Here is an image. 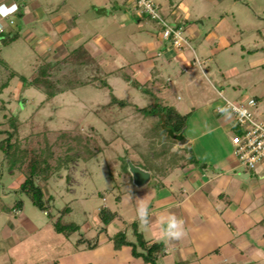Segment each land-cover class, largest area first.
Returning <instances> with one entry per match:
<instances>
[{"label":"rangeland","instance_id":"1","mask_svg":"<svg viewBox=\"0 0 264 264\" xmlns=\"http://www.w3.org/2000/svg\"><path fill=\"white\" fill-rule=\"evenodd\" d=\"M154 1L160 15L172 25L174 19L167 14L173 10L168 9L171 6L181 14L187 12L192 16L190 21L180 24L192 47H196L200 39L196 35L188 38L185 25L198 26L199 34L204 35L223 14L218 31L232 45L206 54L209 65L216 74L230 75V81L222 83L223 88L231 90L228 84L232 83L238 86L237 92L243 93V98L238 100L226 93L228 100L246 102L258 96L255 116L264 122V0ZM39 2L45 10H58L62 15L59 25H63L66 32L58 47L46 53H39L41 51L25 44L20 33L0 43V58L10 70L17 72L0 93V123L4 122L2 129H8L5 119L16 116L17 137L38 139L40 152L44 156L52 153L51 163L57 169L47 184L39 182L45 197H51L47 215L34 206L26 194L16 192L22 176L17 169L8 171L0 150V169L3 170L0 177V252L2 248L6 250L0 264H47L51 246H58L59 240L64 241L63 234H55L51 227L66 205L70 210L62 212L61 223L76 224L80 231L70 234L72 245L76 238L83 236L88 240L98 233H111L121 228L123 222L136 218V197L155 181L170 180L174 172H181V167L191 162L186 156L188 148L183 149L184 145H178L167 136L162 112L169 127L172 124L170 115L176 117L187 112L182 106L188 101L192 104L191 92L201 91L203 86L206 92L212 89L197 66L193 73L186 74L178 66L165 69L159 59L151 75L160 71L163 75L170 74L172 81L180 76L179 80L172 84L166 76L164 79L160 76L158 86L151 79L144 83L138 80L136 66L149 52L144 44L151 37L150 33L159 32L160 27L146 14H141L140 22L125 20L122 11L129 7L126 0ZM36 29L39 31L41 27L37 25ZM74 35L75 38H70ZM79 45L87 56L79 51L70 54ZM108 46L116 50L115 57L122 63L117 65L113 61L102 70L95 53L102 52L106 58ZM109 60H113L112 55ZM218 62L224 64L223 70H218ZM40 65H46L49 72L46 78L55 85V93L48 99L39 87L22 84L23 77L29 78L38 72ZM197 76L201 80L195 83L193 80L189 87L179 83L185 84L191 77L196 80ZM117 100L124 104L120 105ZM151 103L155 104L147 107ZM161 106L166 107L161 111ZM3 137L0 133V140ZM19 144L21 146L22 142ZM127 159L150 172V179L142 186L133 184ZM16 198L23 200L22 209L18 213L6 210ZM103 205L119 214L107 232L101 230L98 222L99 209ZM6 228L14 232L17 241L14 237L3 240ZM126 228L128 237L134 238L131 225Z\"/></svg>","mask_w":264,"mask_h":264},{"label":"crops","instance_id":"2","mask_svg":"<svg viewBox=\"0 0 264 264\" xmlns=\"http://www.w3.org/2000/svg\"><path fill=\"white\" fill-rule=\"evenodd\" d=\"M39 1L0 0V6L7 8L17 6L14 12L0 16L2 25L0 43L3 38L20 33L25 44L41 51L39 53H46L47 50L58 47L60 38L66 32L63 25H59L62 15L58 14V10H45ZM126 2L129 7L122 11L125 20L140 22L142 15L133 9L131 0ZM171 8L173 10L167 14L171 15L175 24L191 20L192 16L187 12L181 14L180 10L175 11V7L171 6L168 9ZM73 18L76 19L74 16ZM222 19L223 14L215 26L204 35L199 34L198 26L185 25L188 38L196 35L200 40L195 44L196 47L189 44V47L182 50L170 47L160 37V31L150 33L151 37L144 44L147 45L149 52L144 61L136 66L138 80L144 83L151 79L156 86L160 85L158 80L160 76L163 79L166 76L172 84L175 83L174 80L178 81L180 78L175 76L177 79L172 81L170 74L163 75L160 71L151 75V70L156 67L158 59L166 66L165 69L169 66L171 68L178 66L186 74L193 73L197 66L201 76L211 86L212 89L208 92L204 86L201 91L191 92L189 99L192 104L189 105L188 101L182 106L187 111L182 131L186 139L184 145L187 144L190 150L186 156L189 157L191 154L193 161L185 163L180 173L174 172L170 180L155 181L152 187L145 189L136 197L137 213L140 200L146 205L148 213L146 224H141L139 215L129 222L122 220L121 228H116L111 233L104 235L98 233L90 237V241L96 242L93 248L86 247V242L76 244L78 238L72 245L69 241L70 235H62L64 241L59 240L58 246H51L47 264H150L142 257L135 256L130 245L115 248L110 239L114 233L125 230L127 239L134 241L135 238L128 237L126 230V226L132 223L147 243L154 241L163 243V252L156 260L158 264H264V159L258 162L254 169H249L238 162L231 142V137L238 132V127L233 114L224 106L222 97L226 98L227 93L238 100L243 98V93L237 92V85L232 83L228 84L231 90L223 88L222 83L230 81V75L222 72L216 74V70L209 65L210 59L206 56L208 53L212 54L214 50L217 52L232 45L218 31ZM10 20L13 22L10 23ZM37 25L41 27L40 34L36 29ZM75 37L74 35L70 38ZM54 40L56 43H53ZM98 53H95L97 64L102 70L113 61L117 65L122 63L115 57L117 52L112 46L106 48V58H103L102 52ZM110 55L113 56L111 61ZM217 68L220 71L225 67L218 62ZM200 78L197 76L195 80L191 77L185 84L182 81L179 83L189 87L193 80L195 83L200 81ZM254 97H257L259 105L258 96ZM218 107H222V110L219 111ZM20 210L13 209L15 213ZM169 215L183 221L186 235L179 240L167 239L163 235ZM115 218H119L118 213ZM113 220L107 225L106 230ZM51 231L60 234L53 226ZM3 232V240H11L14 237L12 230L6 228ZM14 240L17 241L15 237ZM68 244H71L69 248H65ZM4 254L6 250L2 248L0 258Z\"/></svg>","mask_w":264,"mask_h":264},{"label":"trees","instance_id":"3","mask_svg":"<svg viewBox=\"0 0 264 264\" xmlns=\"http://www.w3.org/2000/svg\"><path fill=\"white\" fill-rule=\"evenodd\" d=\"M15 35L7 38H14ZM3 38V39H5ZM3 41V40H2ZM82 52L87 56L86 52L83 50L82 45H79L77 48H74L70 51L71 55H75L77 52ZM46 65H40L38 67V72L32 73L29 78L23 77L22 84L25 86L34 85L42 89L46 94V99L51 98L55 93V85L50 83L46 78V74L49 73L46 70ZM45 76L43 77L42 75ZM17 75L15 70H10V68L4 63V60L0 58V93L9 85V81ZM105 86L107 84L103 83ZM257 102V97H254ZM115 100V98H113ZM120 105H123V101L117 100ZM155 103H151L152 106ZM3 105V104H2ZM145 107V108H147ZM166 106H161L160 110H164ZM168 107V106H167ZM170 115V114H169ZM162 117V125L164 129H166L167 136L171 137L176 143L179 145H184L182 142L184 137V133L182 132L185 126L187 114L170 115L169 119L171 120V126H167V119L165 118L164 112L161 114ZM17 117L11 115L5 119V123L8 124V129H2L4 122L0 123V133L4 134V137L0 140V150L4 154V158L7 161L8 171H13L17 169L22 179L20 180L17 188L15 189L18 193L26 194L31 200L32 204L39 208L41 211H46V214L49 215V200L51 197H45V193L43 191L42 185L39 184L40 181H43L45 184L51 180L56 171L57 167L52 165L51 160H54L53 154H49L44 156L42 152H40L41 143L38 139H19L17 137L18 132V121H16ZM239 127L238 132L239 133ZM62 136V135H61ZM72 138L77 139L76 136H72ZM81 139V137H80ZM19 142H22L21 146ZM18 146V147H17ZM188 148L187 144L183 146V149ZM190 153V150L188 149ZM191 158V154H189L188 159ZM2 169H0V177L2 175ZM23 200L21 198H16L11 207L5 208L6 210L13 209H22ZM70 207L68 205L64 206L61 209L60 215L56 220L53 221V228L57 233H61L65 236H69L72 233L79 232V226L73 223H61L60 219L63 215L62 212H68ZM117 212L110 209L108 206L101 207L99 209V222L101 224V230H106L107 225L116 217ZM132 231L134 234V241H129L126 236L125 230H120L110 236L112 239L115 248H118L122 245H130L132 248V253L135 256H140L142 259L150 264H158L156 262L157 257L163 252L164 246L162 242H151L147 243V241L143 238L142 234L137 231L134 223L131 224ZM81 235V233H80ZM86 242V247L93 248L96 246L95 241H90V239H85L83 236L79 237L76 240V244Z\"/></svg>","mask_w":264,"mask_h":264},{"label":"built area","instance_id":"4","mask_svg":"<svg viewBox=\"0 0 264 264\" xmlns=\"http://www.w3.org/2000/svg\"><path fill=\"white\" fill-rule=\"evenodd\" d=\"M132 7L140 14H146L155 20L160 27V37L172 48L182 50L189 47V41L184 35L183 27L180 24H170L158 11L154 0H132ZM10 23L13 21L10 20ZM2 25L0 24V32ZM222 97V96H221ZM224 106L234 117L239 133L232 136L231 142L233 153L238 162L254 169L258 162L264 159V122L257 120L255 106L257 102L254 97L243 101H230L222 97ZM222 110V107H218Z\"/></svg>","mask_w":264,"mask_h":264},{"label":"clouds","instance_id":"5","mask_svg":"<svg viewBox=\"0 0 264 264\" xmlns=\"http://www.w3.org/2000/svg\"><path fill=\"white\" fill-rule=\"evenodd\" d=\"M16 5L12 8L0 6V16L8 15L16 10ZM138 215L141 224L147 223V208L143 200L139 201ZM163 235L167 239L179 240L186 235L183 228V221L177 219L174 215H169L166 221V227L163 229Z\"/></svg>","mask_w":264,"mask_h":264},{"label":"water","instance_id":"6","mask_svg":"<svg viewBox=\"0 0 264 264\" xmlns=\"http://www.w3.org/2000/svg\"><path fill=\"white\" fill-rule=\"evenodd\" d=\"M182 142L185 143L186 139H183ZM126 162L127 170L130 173L131 180L135 186H142L149 180L150 173L148 170L133 164L129 159H127Z\"/></svg>","mask_w":264,"mask_h":264}]
</instances>
